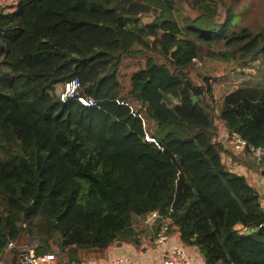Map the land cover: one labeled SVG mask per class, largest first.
<instances>
[{
  "label": "trees",
  "instance_id": "16d2710c",
  "mask_svg": "<svg viewBox=\"0 0 264 264\" xmlns=\"http://www.w3.org/2000/svg\"><path fill=\"white\" fill-rule=\"evenodd\" d=\"M14 1L0 8L2 262L21 264L8 244L25 233L42 240L41 252H54L59 234L57 257L137 245L143 233L155 241L162 222L141 221L172 209V235L206 264H264L262 198L213 143L238 134L248 145L230 152L234 161L262 174L264 89L234 88L216 116L209 78L193 76L205 56L259 58L264 72V28L235 25L232 0ZM183 5L191 15L179 19ZM148 10L157 14L144 20ZM141 58L122 95L123 62ZM76 77L96 106L60 101Z\"/></svg>",
  "mask_w": 264,
  "mask_h": 264
},
{
  "label": "rangeland",
  "instance_id": "374dc122",
  "mask_svg": "<svg viewBox=\"0 0 264 264\" xmlns=\"http://www.w3.org/2000/svg\"><path fill=\"white\" fill-rule=\"evenodd\" d=\"M14 3V0H0V8L12 9L14 7ZM231 5L233 6L235 25L238 27H247L256 32H259L264 28V0H232ZM147 12L148 13L143 15L144 20L152 19L154 15L157 14V11L148 10ZM175 13L179 19H182L183 17L186 18L191 15V9L188 5H183L179 6L177 12ZM192 15L194 16V13ZM217 48L220 50L225 49L222 45L217 46ZM260 61L261 59L257 58L247 64L243 60L230 59L225 61L211 56H205L203 60L195 61V70L193 73L195 82L200 85H204L206 84L205 77L209 78L213 90L214 102H212V104L216 109V116L219 115L218 107L222 102L223 97L234 88L251 82L252 86L264 89L263 69L256 74ZM144 64L145 61L143 58L126 59L123 62L120 69L122 95L127 93L130 88L131 75L138 69L144 67ZM255 75L256 77L254 78ZM221 134L222 132L220 135ZM141 222L144 223V219ZM53 237L54 239H52L50 244H52L54 252H46H51L58 256L60 248L57 243H54V240H61V238L57 233H55ZM17 242L20 245L38 244L40 248L43 246V242L40 238L31 237L27 233L17 240Z\"/></svg>",
  "mask_w": 264,
  "mask_h": 264
},
{
  "label": "built area",
  "instance_id": "2783aa9c",
  "mask_svg": "<svg viewBox=\"0 0 264 264\" xmlns=\"http://www.w3.org/2000/svg\"><path fill=\"white\" fill-rule=\"evenodd\" d=\"M60 101L65 104L70 101H77L84 107L96 106V101L82 93V82L76 77L66 81L63 85V90L60 94ZM146 140L154 143L159 149L163 150L157 140L146 134ZM213 143L228 144L235 152L243 153L247 147V141L238 134L223 133L219 137H215ZM254 156H260V151L254 148L251 149ZM264 209V201H262ZM172 212L170 209L169 214ZM169 214L166 216L160 210L153 211L144 219V224L153 226L157 221L162 222V226L156 234L155 243L162 250V259L160 264H206L203 256L192 255L180 243H174L173 235L171 233ZM263 227L262 225L260 228ZM241 234L248 231L247 228L240 226ZM8 249L17 250L21 258V264H58L57 256L51 252H41L38 244L20 245L17 241L10 242ZM109 264H130L129 259L119 258L111 261Z\"/></svg>",
  "mask_w": 264,
  "mask_h": 264
},
{
  "label": "crops",
  "instance_id": "0c3cea01",
  "mask_svg": "<svg viewBox=\"0 0 264 264\" xmlns=\"http://www.w3.org/2000/svg\"><path fill=\"white\" fill-rule=\"evenodd\" d=\"M223 133H229L227 131H222ZM165 133L157 132L156 136L163 138ZM223 148L222 160L226 163L229 168L237 174L244 175L250 183L257 189L259 195L264 201V171L262 174L256 173L252 170H248L243 165L234 161V157L230 152H234L235 156H243V153L235 152L232 147L227 144H220ZM174 243H180L177 234H173ZM192 255H200V251L197 248L187 249ZM74 251V250H73ZM75 252V251H74ZM58 264L62 261L63 264H109L111 261L119 258L129 259L130 264H160L162 259V250L155 243L147 238L146 235H142L141 243L134 244L128 242H116L109 249L104 252H100L98 249H92L88 251L80 250L76 253H71L70 255L63 254L58 257ZM0 264H10L4 263L0 259Z\"/></svg>",
  "mask_w": 264,
  "mask_h": 264
},
{
  "label": "water",
  "instance_id": "95a60500",
  "mask_svg": "<svg viewBox=\"0 0 264 264\" xmlns=\"http://www.w3.org/2000/svg\"><path fill=\"white\" fill-rule=\"evenodd\" d=\"M193 102H194V104L197 102V99L195 97L193 98ZM262 231H264V226L261 227L257 232H262Z\"/></svg>",
  "mask_w": 264,
  "mask_h": 264
}]
</instances>
